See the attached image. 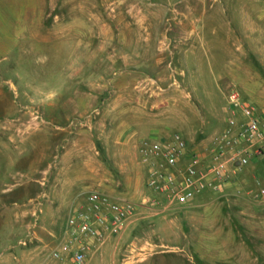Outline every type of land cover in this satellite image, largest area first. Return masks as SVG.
<instances>
[{"label": "rangeland", "instance_id": "rangeland-1", "mask_svg": "<svg viewBox=\"0 0 264 264\" xmlns=\"http://www.w3.org/2000/svg\"><path fill=\"white\" fill-rule=\"evenodd\" d=\"M229 87L264 120V0H0V125L15 132L0 155L18 161L0 264H74L52 252L90 193L136 212L87 264H264V156L188 206L153 190L167 170L143 161L176 133L209 144Z\"/></svg>", "mask_w": 264, "mask_h": 264}, {"label": "built area", "instance_id": "built-area-1", "mask_svg": "<svg viewBox=\"0 0 264 264\" xmlns=\"http://www.w3.org/2000/svg\"><path fill=\"white\" fill-rule=\"evenodd\" d=\"M226 111L227 127L200 149H191L184 136L176 133L143 151L145 163L155 158L162 162L159 167L167 170L160 173L156 168L151 173L149 185L153 190L167 194L171 203L188 206L207 191L224 192L234 175L264 156V120L257 107L229 87ZM135 212L130 202L90 193L86 205L71 213L65 239L52 257H71L74 264H87L93 249L131 227Z\"/></svg>", "mask_w": 264, "mask_h": 264}, {"label": "crops", "instance_id": "crops-1", "mask_svg": "<svg viewBox=\"0 0 264 264\" xmlns=\"http://www.w3.org/2000/svg\"><path fill=\"white\" fill-rule=\"evenodd\" d=\"M3 89V87H2ZM0 88V115H4L6 121H10V119L8 118V116L11 115V109L9 107H7L8 102V92L2 90ZM5 105V106H4ZM14 132L13 127L11 126V124L6 123V124H1L0 125V148H10L12 146V142L15 141V136H13L12 138V134ZM15 134V132H14ZM5 137V138H3ZM18 161H16V158H9V157H4L0 155V194L5 192L4 190H1L3 188V186L7 185L8 181H9V176L11 175V170H13V166L15 164H17ZM214 194V195H221L224 194L222 193H214L211 191H207L203 194ZM202 194V195H203ZM201 195V196H202ZM199 198V197H197ZM196 198V199H197ZM195 199V200H196ZM195 200L193 202H195ZM191 205V204H190Z\"/></svg>", "mask_w": 264, "mask_h": 264}]
</instances>
